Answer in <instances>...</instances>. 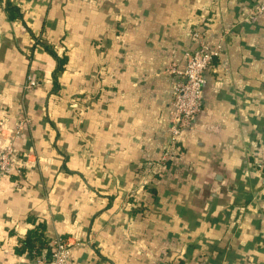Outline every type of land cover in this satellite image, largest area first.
Here are the masks:
<instances>
[{
    "label": "crops",
    "instance_id": "obj_1",
    "mask_svg": "<svg viewBox=\"0 0 264 264\" xmlns=\"http://www.w3.org/2000/svg\"><path fill=\"white\" fill-rule=\"evenodd\" d=\"M261 2L0 0V151L27 120L0 264L57 238L68 264H264ZM200 45L218 55L174 143L170 69Z\"/></svg>",
    "mask_w": 264,
    "mask_h": 264
},
{
    "label": "built area",
    "instance_id": "obj_2",
    "mask_svg": "<svg viewBox=\"0 0 264 264\" xmlns=\"http://www.w3.org/2000/svg\"><path fill=\"white\" fill-rule=\"evenodd\" d=\"M261 14H264V2L258 3L250 9L249 19L252 20ZM217 55V49L200 45L195 51L186 54L184 67L170 69L174 78L171 101L172 126L170 128L174 143L177 136L184 129H189L192 120L201 112L203 106L202 89L206 82V73ZM25 123L27 120L23 119L18 123L15 130H8L12 136H7V139L3 141V147L0 151V179L10 173L18 172L16 168L20 164L15 161L16 151L13 139L16 138ZM256 165L258 169L264 168V163H257ZM70 245L68 241L57 238L51 245L49 257L47 259H35L31 264H68L71 255Z\"/></svg>",
    "mask_w": 264,
    "mask_h": 264
},
{
    "label": "trees",
    "instance_id": "obj_3",
    "mask_svg": "<svg viewBox=\"0 0 264 264\" xmlns=\"http://www.w3.org/2000/svg\"><path fill=\"white\" fill-rule=\"evenodd\" d=\"M28 240H29V238H28ZM28 240H27L26 246H27V249H30V247H32V245H31V243L28 242Z\"/></svg>",
    "mask_w": 264,
    "mask_h": 264
}]
</instances>
